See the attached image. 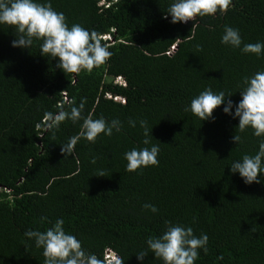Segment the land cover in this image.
Masks as SVG:
<instances>
[{
  "label": "trees",
  "instance_id": "16d2710c",
  "mask_svg": "<svg viewBox=\"0 0 264 264\" xmlns=\"http://www.w3.org/2000/svg\"><path fill=\"white\" fill-rule=\"evenodd\" d=\"M37 2L63 12L69 27L108 36L102 43L113 55L91 73L67 74L58 57L41 54L42 40L13 47L15 28L0 24V264H44L43 248L24 234L58 219L87 254L105 261V251H114L117 259L105 264H163L147 240L161 236L166 221L207 234L208 251L200 249L195 264H264V173L260 183L247 184L231 171L264 140L250 127L239 133L234 118L243 79L264 71V55L221 42L230 26L239 30L241 48L264 43V0H232L227 13L188 23L171 22L175 0ZM209 87L232 93V115L226 102L214 119L185 111ZM85 98L83 117L118 119L123 127L95 143L82 137L67 156L62 144L79 135L83 120L45 130L43 117ZM141 120L152 129L150 145L143 144ZM237 133L242 143L233 142ZM152 144L160 148L158 166L126 171L125 153ZM141 251L149 252L143 261Z\"/></svg>",
  "mask_w": 264,
  "mask_h": 264
},
{
  "label": "clouds",
  "instance_id": "9594fccd",
  "mask_svg": "<svg viewBox=\"0 0 264 264\" xmlns=\"http://www.w3.org/2000/svg\"><path fill=\"white\" fill-rule=\"evenodd\" d=\"M116 1V0H108ZM232 0H175L167 13L171 14L172 23H188L196 18L212 15L217 12L227 13ZM167 18V15L165 16ZM0 24H6L15 28L17 39L12 41L13 47L29 48L35 40H42L40 45L41 54L51 58H59L57 67L67 74L79 75L82 71L91 73L95 68L106 64L113 53L102 43V39L96 31H89L80 24L69 27L63 12H57L52 4L40 3L37 0H0ZM221 42L233 48H240L243 53L264 55V43H248L242 45L239 30L225 26ZM197 48L202 50L201 45ZM118 79V78H117ZM242 99L235 106L234 118L239 117L238 131L243 133L249 127L254 130V135L264 137V71L255 73L251 77H244ZM232 93L225 94L220 91L214 93L209 87L194 97L190 104L192 114L200 120L213 118L214 110L224 105V112L232 115L234 102L229 99ZM86 98L82 99L79 107L74 102H68L66 110L64 104H58V113H45L43 127L45 130L59 129L62 122L71 120L73 123L83 120L79 135L69 138L67 143L62 144L61 151L67 156L72 155L78 141L83 137L89 142L95 143L100 134L111 136L113 130L120 132L122 122L113 119L111 122L100 117L94 119L92 115L82 116ZM131 127L136 126L135 120H129ZM140 127L143 129V144H151L152 129L148 127L146 120H141ZM41 124L36 128L40 129ZM233 142L242 143V137L238 133L232 138ZM159 145L141 149L133 148L125 153L127 160L126 171L136 172L138 169L148 166H158ZM92 163L96 162L93 158ZM232 173L239 172L245 183H260L259 175L264 173V140L259 144V151L255 155L245 154L241 160L231 164ZM97 176H107L104 170H98ZM144 209L157 213L159 209L150 203L142 206ZM46 219V218H42ZM166 231L159 237H150L147 240L148 249L163 264H195L199 256V250L207 253L209 237L201 234L197 237L191 227L173 225L170 221L165 222ZM62 219L56 220L54 225L46 231L28 230L25 236L35 240L37 248H43L44 264H105L95 254H87L82 248V242L74 235L65 232ZM148 251L137 253L141 261L148 255ZM119 264V262H118Z\"/></svg>",
  "mask_w": 264,
  "mask_h": 264
},
{
  "label": "built area",
  "instance_id": "2783aa9c",
  "mask_svg": "<svg viewBox=\"0 0 264 264\" xmlns=\"http://www.w3.org/2000/svg\"><path fill=\"white\" fill-rule=\"evenodd\" d=\"M108 36H102L103 39H105ZM117 259V255L115 254L114 251L107 249L104 253V260L105 262H112Z\"/></svg>",
  "mask_w": 264,
  "mask_h": 264
},
{
  "label": "rangeland",
  "instance_id": "374dc122",
  "mask_svg": "<svg viewBox=\"0 0 264 264\" xmlns=\"http://www.w3.org/2000/svg\"><path fill=\"white\" fill-rule=\"evenodd\" d=\"M117 81L121 82L122 80L120 78H118Z\"/></svg>",
  "mask_w": 264,
  "mask_h": 264
}]
</instances>
